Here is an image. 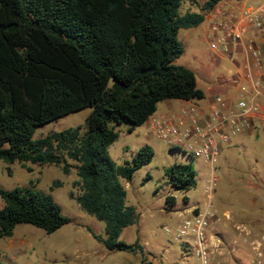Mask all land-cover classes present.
<instances>
[{
	"label": "trees",
	"instance_id": "obj_1",
	"mask_svg": "<svg viewBox=\"0 0 264 264\" xmlns=\"http://www.w3.org/2000/svg\"><path fill=\"white\" fill-rule=\"evenodd\" d=\"M184 1L0 0V160L55 164L65 173L74 167L79 192L71 196L104 222L105 236L87 229L109 251L139 253L141 264H151L150 252L120 239L138 218L120 178L130 180L154 152L141 146L117 165L108 146L118 137L112 124L131 133L164 99L204 97L193 71L173 60L183 52L179 30L198 26L220 0L180 13ZM85 107L84 125L33 138L38 126ZM165 175L178 190L196 186L190 163L174 162ZM0 196V237L19 223L52 233L70 221L50 193L0 186Z\"/></svg>",
	"mask_w": 264,
	"mask_h": 264
},
{
	"label": "rangeland",
	"instance_id": "obj_2",
	"mask_svg": "<svg viewBox=\"0 0 264 264\" xmlns=\"http://www.w3.org/2000/svg\"><path fill=\"white\" fill-rule=\"evenodd\" d=\"M193 5V0L185 1L179 12L192 11L195 9ZM205 25L179 30L178 39L183 52L173 62L192 70L197 86L205 93L214 94L221 91L220 85L233 71V63L212 49L215 47L206 37ZM192 103L203 104L204 101L193 99ZM183 104V100L179 99L173 100L170 105L162 100L152 116H159L168 108L177 111ZM89 112L90 108H81L42 124L34 131L33 138L84 125ZM112 125L118 137L108 146V153L117 165L130 161L141 146L149 145L154 152L152 159L137 168L130 180L120 178L127 192V203L135 208L138 215L134 224L122 230L120 239L127 243L138 241L145 251L149 250L147 260L151 259L154 264H178L182 242L163 227L167 225L175 229L191 206H201L207 201L204 187L210 175L209 165L201 158L170 148L149 129L147 122L136 126L131 133L126 132L125 123ZM233 138L226 152L219 157L215 169L212 203L220 220L211 228L216 242L212 263L264 264V170L258 166V163H264V135L249 136L247 148L237 145ZM174 162L192 164L196 172L194 188L181 191L168 183L165 168ZM26 166L31 167V171H27ZM77 178L74 167L65 173L61 166L55 164L24 162L23 166L19 161L7 163L0 160L2 188L32 187L50 193L59 204L61 213L70 219L52 233L28 223L17 224L11 236L0 237V261L7 264H120L124 261L141 264L139 253L109 251L87 229L100 237L105 236L104 222L83 211L71 196V192H79L73 186ZM247 184L252 187H247ZM168 194L175 197L174 204L165 202ZM248 195L256 197L260 203L255 220L259 230L243 232L242 227L232 226L225 210L236 212L244 206ZM3 204L0 196V208ZM221 206L225 208L221 209Z\"/></svg>",
	"mask_w": 264,
	"mask_h": 264
},
{
	"label": "built area",
	"instance_id": "obj_3",
	"mask_svg": "<svg viewBox=\"0 0 264 264\" xmlns=\"http://www.w3.org/2000/svg\"><path fill=\"white\" fill-rule=\"evenodd\" d=\"M238 11L236 5L231 7L228 14L223 13L222 8L218 9L217 14L223 13L225 17L212 21L206 37L215 47L212 49L225 57H232L243 46L246 57L254 67L260 69L264 64L263 51L253 37L245 38L246 26L236 23L234 19ZM243 15L247 25L262 29L264 1L246 10ZM236 75L230 80L235 82L241 78L250 83L242 85L236 97H231L227 92H216L208 108L186 103L177 111L159 116L150 115L145 120L157 138L170 148L201 158L209 165L210 175L204 187L207 196L205 204L193 208L175 229L167 225L163 227L166 232H173L174 238L185 247L181 249L178 264H213V247L216 242L211 233V224L220 220L212 203L218 159L222 149L233 137L250 133L259 124L264 126V83L261 75H255L248 62H245L242 71H236ZM120 264L135 263L124 261Z\"/></svg>",
	"mask_w": 264,
	"mask_h": 264
},
{
	"label": "crops",
	"instance_id": "obj_4",
	"mask_svg": "<svg viewBox=\"0 0 264 264\" xmlns=\"http://www.w3.org/2000/svg\"><path fill=\"white\" fill-rule=\"evenodd\" d=\"M186 1H189V0H186ZM205 1L206 0H195L194 5H193L195 7L194 11H200V8L204 4ZM263 1L264 0H220L205 13L204 20L200 24H204V23L207 24V25H205V34H206L208 29H209L210 24L212 23V21H214L218 17H220V18L225 17L223 15V13L228 14L230 12L231 7L233 5H236L240 12L238 11V13L235 15V17H234L235 22L238 24H243L246 26L247 32L245 33V38L253 37L255 39L257 45L262 49L263 54H264V30L263 29H256L252 25H247L246 21L244 19V15H243V13L246 10L254 8L256 5L260 4ZM220 8H222L223 13L217 14L218 9H220ZM228 58L233 63V71L231 72L230 76H228V78H226L225 80L222 81V83L220 85V87H221L220 92H227L231 97H236L239 94L240 87L242 85H250V83L248 81H245L241 78H238V80L235 82L230 80L232 77L238 76V75H236V71H242L244 68L245 62L249 63V65L251 66V69L255 75H261L262 80L264 82V64L262 65V67L260 69L254 67V65H252V63H251L252 61L246 57V53H245V50L243 49V46H240L237 49V51L233 54V56L228 57ZM203 93H204V97L201 99L204 101V103L203 104L199 103L197 105L202 106L204 108H208L212 105L211 101H212L213 94L205 93L204 91H203ZM173 100H175V99H164L163 102L170 105L173 102ZM179 100H183V99H179ZM192 101H193V99L183 100V103L184 104L192 103ZM172 111H173L172 108H168L167 111H163V112H161V114H166V113H169ZM263 118H264V116H263ZM256 135H258V136L264 135V126H262V124H259L258 127L254 131H252L250 133L237 135L238 138H237V136H235L233 139L237 145H241L243 148H247L248 142L250 141V139H248L249 136H253L255 138ZM239 136L242 138H239ZM228 145L222 149L220 156L223 155L224 152H226ZM258 166L260 169L264 170V163H258ZM246 186L252 187L251 185H248V184ZM204 204H205V202H203L201 204V206H203ZM243 205L244 206L242 208H239L236 212H233L231 209L226 208L225 213L228 216V218L230 219V221H231L230 223L232 224V226H236L237 228L242 227L241 229H243V232H245V231L251 232V230L258 229V226L255 225V220L257 218L256 216L259 213L258 211L260 210L259 201L256 199V197H254V196L251 197L248 195L245 198ZM201 206H197V205L191 206V208L188 209L186 211V213L189 214L193 208L201 207ZM222 208H225V207L221 206V209ZM256 210H257V212H256ZM213 224L216 225V222H213L211 224V228H212ZM232 231H233V233H235L234 229ZM147 251L149 252V250H147ZM135 254H137V253H135ZM148 260L151 262V264H154L151 259H148Z\"/></svg>",
	"mask_w": 264,
	"mask_h": 264
}]
</instances>
